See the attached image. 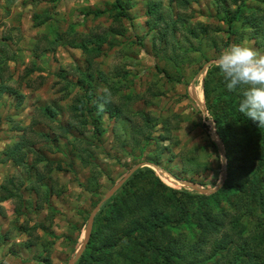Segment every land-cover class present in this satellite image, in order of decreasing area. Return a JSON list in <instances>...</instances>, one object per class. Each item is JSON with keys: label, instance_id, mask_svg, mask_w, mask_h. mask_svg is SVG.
Segmentation results:
<instances>
[{"label": "rangeland", "instance_id": "obj_1", "mask_svg": "<svg viewBox=\"0 0 264 264\" xmlns=\"http://www.w3.org/2000/svg\"><path fill=\"white\" fill-rule=\"evenodd\" d=\"M112 1L61 0L54 7L47 0H0V49L7 56L16 55L14 60L0 61L7 70L0 74V196H4L1 186L15 179L16 191H21L18 182H24L22 199L30 201L26 206L18 197L0 199V264L4 259L8 264H68L85 240L95 207L139 163L153 171V175L144 176L143 185L156 187L161 200L170 201L167 210L172 221L179 218L175 206L179 201L188 214L187 221L166 231L167 238L178 242L167 254L170 264H228L222 260L224 250L217 249L211 239L205 242L206 236L215 230L238 233L252 218L247 214L248 204L240 207L243 216L234 211L232 202L240 194L237 179L243 176L238 172L239 162L229 160L231 137L217 131L204 85L210 65L231 45L248 46L264 54V37L255 34L246 16L254 12L264 21V0L229 3L231 10L243 5L232 29L228 22L217 19L221 13L217 0H184L181 5L176 0H159L158 13L164 11L169 21L179 17L168 31L164 24L147 22L144 0L135 5L131 0L132 17L124 19L126 36L106 43L92 69L81 49L53 47L45 38L44 34L51 35L52 25L78 41L91 31L103 33L114 20L108 13L86 16L85 10L105 9ZM230 34L232 40L227 42ZM45 48L52 50L42 53ZM79 66L96 78L94 98L101 103L100 90L108 88L110 103L117 110L125 109V115H135V123L112 118L105 104L101 114L93 112L101 115L98 127L82 131L78 127L79 140L62 135L61 125L71 120L67 105L76 93L69 96L62 88L60 73L75 72ZM69 75L77 81L78 76ZM1 85L5 88L2 92ZM214 99L215 95L211 101ZM140 115H150L151 120L145 125ZM136 124L152 129L147 146L131 139ZM23 127L26 133L19 129ZM20 135L39 144L48 161L37 168L4 161L3 151ZM39 157L36 152L29 154V163L33 165ZM149 157H157L158 162L149 161ZM125 183L97 212L99 219L82 264H126V258L133 264L165 262L151 253L142 258L143 246L128 244V237H119L114 247L106 246V240L118 233L117 223L128 219L139 205L134 200L135 188L129 184L123 187ZM186 183L214 191L203 193ZM134 235L145 241L147 233Z\"/></svg>", "mask_w": 264, "mask_h": 264}, {"label": "trees", "instance_id": "obj_2", "mask_svg": "<svg viewBox=\"0 0 264 264\" xmlns=\"http://www.w3.org/2000/svg\"><path fill=\"white\" fill-rule=\"evenodd\" d=\"M60 1L61 0H47V2L52 3L54 7L57 6ZM130 1L131 0H114L110 3L109 7H106L105 9L97 8L85 10L86 16L93 15L95 17H100L103 14L108 13L110 18L114 20L112 26L109 29H105L103 33L91 31V33L83 35L85 37L78 41L76 38L71 39L67 37L68 33L61 30L57 25H52L51 30H53L51 35L46 33L44 36L49 39V43L52 44L53 47L72 46L81 49L86 55V60L89 63L88 65L90 69H92L95 63H97L96 59L102 55V48L106 43L109 41L113 42L118 36H126L128 28L124 24V19L132 17L130 9L141 0H135L136 2L133 6L130 5ZM144 1L147 10V13L145 12L148 17L147 22L155 26L158 24H164L166 25V31L175 27L179 17L177 18L176 16L172 21H169L164 16V11L161 14L160 12L158 13V10L160 11V9L156 3L159 2V0ZM176 1L180 2L179 4L181 5L184 0ZM240 1L247 4L248 0H217L219 11H221V13H218L217 19L228 22L230 29L234 27L239 15H241L243 5L238 6L236 10H231L229 3L238 4ZM246 16L249 19L248 22L250 23V27L255 30V34L264 37V21H262L254 12L250 14L251 17H249L248 14H246ZM180 20H184V23L186 22L184 18H181ZM231 35L232 34L229 35V40L227 42H231ZM5 46H8V44ZM49 50L52 49L45 48L41 52L45 53ZM3 52L4 50L2 51L0 49V61L5 63L9 60L15 59L14 56L16 55L7 56L5 55L6 53ZM208 59L209 58H207V60ZM34 70L36 69H33L28 74H31ZM6 71L7 70H5L4 66L0 63V74L3 75ZM62 71L63 72L60 73V77L64 81L62 88H65L68 91L69 96H71L74 91L76 93L67 105L68 110H66V112L68 111V117L70 116L69 118L71 120H69L66 125H61L64 130L62 135H65L67 140H69V136L78 138L79 140L78 136L80 131L85 127L89 128V126L94 129L95 127H98L101 122V115H93L94 111H98V104L100 103L99 99L94 98V91L98 90V87L94 84L96 78L91 71H83L80 66L76 67L75 72L74 70ZM164 72H166L169 77L171 76L168 71ZM70 73H74L75 76H78L77 81L73 79L74 76L69 75ZM117 73L119 75V71ZM204 88L209 101L208 106L214 112L217 131L221 135H225L226 133L228 137H231L230 145H227L230 154L229 160L230 162L232 160H237L239 162L238 172L240 176H243L242 180L239 181V179H237L236 186L238 187L237 190L240 194L238 200L232 202L234 211L235 213L238 212L240 216H243L239 212L240 207L248 204L247 214L252 218L251 221L255 220V222L250 221L249 223L246 221L242 228L238 230V233L237 231H210L211 234L209 233L206 236L205 242L206 240L211 239L217 249L224 250L222 260H226L228 264H264V256L262 255L264 249L261 250L262 242H264V128L259 127L257 122H254L238 111L239 103L242 99L241 90L238 89L236 92H230L227 90L223 77L216 64L210 65L205 78ZM4 89L5 88L1 85V92ZM213 95H215V99L211 101ZM52 106L53 105L50 107L52 108ZM106 108V112H109L112 118H123L126 121L135 123L133 119L135 115H125V109L123 110L122 108L117 110L113 103H107ZM64 109L65 108H62L60 111L62 112ZM101 113L102 112H100V114ZM51 115H53V113ZM140 116L143 117L144 124L145 122L147 124L151 120L150 115ZM145 125L140 126L136 124L133 128L131 138L136 142L139 141V143H143V147L147 146L152 139V129L150 127L148 128V126L147 128H143ZM78 127H80V131ZM19 129L23 130L24 133L27 131L26 127ZM35 133L39 136H46V138L49 137L47 133L42 131H35ZM26 137L20 135L18 140L8 145L3 151V160L12 161L13 164L18 167L24 166L28 168H37V165L39 166L41 163L48 161V159L47 157H44L45 155L42 152H40L38 148L39 144L31 138L26 139ZM57 139H59V136L54 140L56 141ZM33 152L40 154V157L32 165L29 163V154L32 156ZM17 153L19 156H16ZM148 160L154 163L158 162L157 157H149ZM146 174L153 175V171L149 169L148 166L140 167L123 186L125 187L128 184L129 186L133 185L135 188L134 193L136 194V199H134L135 197H132V199L136 200L139 205L137 208L131 210L128 219L124 218L117 223V228L119 229L118 233H115L106 240V246L114 247L118 242L119 237L122 236L124 240L128 237V244L131 243L132 245H135L136 243H141L143 246L142 258H145L147 253H151L157 258H163L165 261L163 264H170L171 257H168L167 254H170L171 249L174 245H177L178 242L177 239L173 237L167 238L166 231L168 227H176L180 225L181 222L187 221L188 214L186 213L182 202L179 201L175 204L180 210L179 218L176 220L177 222H173L169 215L170 211L167 210L168 206L171 204L170 201L161 200L162 197L156 192V187H145L143 185L144 183L142 181ZM18 183L21 184V191L19 192L16 191L19 187L17 186L15 179L8 180V184L4 183L1 186L4 196L1 195L0 199L9 200L18 197L20 203H25L27 206L30 201L22 199V187L24 186V182L21 181ZM140 184H142V187H140ZM46 194L50 196V191H47ZM152 199H155L156 201H152ZM255 210H259L260 212H253ZM98 219L99 216L96 215L93 226L96 225ZM230 229L235 230L234 228ZM135 233H140V235L147 233L145 241H141L138 238V235H134ZM246 233H248L247 237ZM212 234L219 239H213ZM91 242L92 241L89 240L88 245H90ZM102 248L105 249L106 247ZM126 248L129 250V245ZM85 255L86 251L76 264H82ZM125 260L128 261L129 264H133V262H129L128 258ZM188 262H190V260H188Z\"/></svg>", "mask_w": 264, "mask_h": 264}, {"label": "clouds", "instance_id": "obj_3", "mask_svg": "<svg viewBox=\"0 0 264 264\" xmlns=\"http://www.w3.org/2000/svg\"><path fill=\"white\" fill-rule=\"evenodd\" d=\"M228 91L241 90L242 99L238 111L264 128V54L251 47L233 44L215 61ZM102 102L98 111L111 102L108 88L100 90ZM3 264H8L4 259Z\"/></svg>", "mask_w": 264, "mask_h": 264}, {"label": "water", "instance_id": "obj_4", "mask_svg": "<svg viewBox=\"0 0 264 264\" xmlns=\"http://www.w3.org/2000/svg\"><path fill=\"white\" fill-rule=\"evenodd\" d=\"M143 165L142 164H138L130 173H128L121 181H119L116 185H114V187H112V189L105 195V197L98 203V205L95 207V209L93 210V212L90 215L89 218V223L86 229V234H85V240L79 250V252L77 253V255L68 263V264H76L77 260L81 257L82 253L85 251L89 240H90V236L92 234V229H93V225H94V220H95V216L97 214V212L100 210L102 204L109 200L117 191L118 189H120V187L127 181V179L131 176V174L136 171L139 167H141ZM186 185L192 186L194 188H197L195 185L190 184V183H186ZM197 190L203 192V193H213L214 190H207V189H198Z\"/></svg>", "mask_w": 264, "mask_h": 264}]
</instances>
